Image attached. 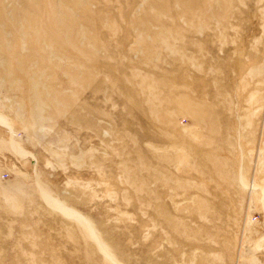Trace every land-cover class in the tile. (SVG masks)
Listing matches in <instances>:
<instances>
[{"label":"rangeland","instance_id":"374dc122","mask_svg":"<svg viewBox=\"0 0 264 264\" xmlns=\"http://www.w3.org/2000/svg\"><path fill=\"white\" fill-rule=\"evenodd\" d=\"M0 264H264V0H0Z\"/></svg>","mask_w":264,"mask_h":264},{"label":"bare ground","instance_id":"6f19581e","mask_svg":"<svg viewBox=\"0 0 264 264\" xmlns=\"http://www.w3.org/2000/svg\"><path fill=\"white\" fill-rule=\"evenodd\" d=\"M13 145L16 146L17 144L14 143ZM45 198L50 203H52L53 206L57 207L58 209H61L63 212H66V213H72L73 212V210L64 207L59 201L53 199L47 192H45ZM74 213H76V212H74ZM87 227H88V225H87Z\"/></svg>","mask_w":264,"mask_h":264}]
</instances>
